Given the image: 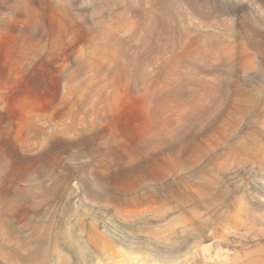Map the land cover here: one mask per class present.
I'll return each mask as SVG.
<instances>
[{"label": "rangeland", "instance_id": "obj_1", "mask_svg": "<svg viewBox=\"0 0 264 264\" xmlns=\"http://www.w3.org/2000/svg\"><path fill=\"white\" fill-rule=\"evenodd\" d=\"M0 264H264V0H0Z\"/></svg>", "mask_w": 264, "mask_h": 264}]
</instances>
